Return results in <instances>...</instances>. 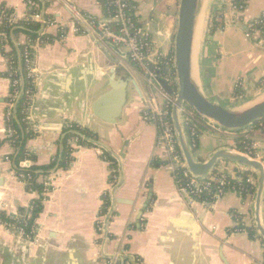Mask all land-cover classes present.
Instances as JSON below:
<instances>
[{
  "label": "crops",
  "instance_id": "0c3cea01",
  "mask_svg": "<svg viewBox=\"0 0 264 264\" xmlns=\"http://www.w3.org/2000/svg\"><path fill=\"white\" fill-rule=\"evenodd\" d=\"M131 1L151 53L172 56L179 0ZM245 2L243 22L264 12V0ZM2 7L12 10L16 20L28 14L25 0H0ZM221 7L222 0H206L198 76L208 99L231 108L264 92V48L244 37L243 23L231 25L228 16L220 17ZM72 10L93 25L77 23ZM45 15L56 25H42L44 35L56 38L63 30L65 33L35 50L38 79L29 103L28 125L36 130L32 134L27 128L21 131L22 139L26 138L24 149L35 161L22 160L18 166L28 161L30 167H44L58 159L66 130L74 132L69 125L87 129L95 139L87 147L72 138L71 161L65 168L56 166L50 171L51 191L30 239L0 226V264H264L263 239L253 221L255 193L242 198L228 192L206 202L178 192L164 166L163 150L156 146V128L143 117L153 103L165 104L167 94H153L148 82L146 88L143 81H136L116 125L91 114L94 101L108 91L112 70L119 76L145 77L130 61L126 48L97 33L98 24L107 21L98 1L50 0ZM208 17L219 23L211 34L205 33ZM74 25L79 32L73 30ZM25 37L10 34V41L14 47L23 46ZM3 50L10 52L11 46L6 44ZM7 71L0 48V212L23 220L37 195L28 192L15 176L18 148L12 146L5 123L10 94ZM245 136L256 144L255 153L264 160V119L261 126L255 124L238 133L223 134L203 126L193 157L205 162L218 151H236L235 140ZM103 153L114 162L115 179L109 177L111 164ZM214 169L231 178L250 170L231 162H218ZM250 171L256 183L257 175ZM104 202L108 206L101 214ZM236 216L253 227L255 236L233 230ZM261 216L264 218V202Z\"/></svg>",
  "mask_w": 264,
  "mask_h": 264
},
{
  "label": "built area",
  "instance_id": "2783aa9c",
  "mask_svg": "<svg viewBox=\"0 0 264 264\" xmlns=\"http://www.w3.org/2000/svg\"><path fill=\"white\" fill-rule=\"evenodd\" d=\"M112 3L116 6V11L111 18L107 19L106 22L98 24L97 33L113 45L121 46L127 49L130 61L137 69L143 72L144 76L147 79L148 85L150 89H152V91H154V88H158V92L165 93L162 88L157 84L158 79L167 82L168 85L175 91L176 85L174 80L175 72L173 55L169 57L162 55H153L146 40V35L142 34L140 28L135 27L130 16L126 14V10L128 9L126 1L114 0ZM26 7L27 9L29 8L32 13L29 12L25 19L29 18L35 22L42 24L44 23V25L46 24L45 21L42 20V13L41 10L39 12V6L36 2L28 0L26 1ZM245 9L246 2L244 0H222V7L220 8L218 15L221 17L228 16L230 18L231 25L236 26L241 25V23H243L244 37L247 40H253L256 46L264 48V12H262L257 18H254L247 22H243L241 17ZM72 14L77 23L85 24L87 26L93 25V23H91L88 18L82 16L79 12L72 10ZM15 20V17L11 16V21L14 22ZM111 24H116L117 28L112 29L110 27ZM55 25L56 22L54 20H48L45 26L53 27ZM73 30L75 32H79L78 27H76L75 25L73 27ZM62 37L63 35L60 38ZM41 44V40H32L27 37H25V42L23 44L24 49L21 56V60L26 70V78L30 80V82L33 84V88L36 83V80L38 79V73L34 64V53L35 50L39 46H41ZM17 85L18 80H10V94L5 110V123L7 127L6 133L8 138L13 137V131L8 126V123L11 117L15 116V109L17 108L21 97H24L25 100L20 106V123L28 125V108L29 103L34 95L33 89H27L24 92L16 91L15 88ZM167 96H169V99H167L165 104L156 106L155 103H153L152 110L145 112L143 117L146 122L153 124L156 128V146L163 150L162 158L164 160V166L172 175L178 192L198 201L203 197H211L212 199L216 200L224 196L228 192H233L241 197L243 192L242 189H229L230 180L232 178L225 174L223 171L217 170L216 174L214 175H210L209 173L206 177L200 178L194 176L186 168L177 145L173 124L170 122V106L172 107L174 93L172 95L167 94ZM193 112L194 111L189 108H184L182 111L183 123L189 126V134L187 139L189 148L191 150L196 149L197 139L199 136V131L197 130L196 125L194 124L195 119ZM201 119L203 126L215 132L223 134L227 132L221 129L220 127L216 126L212 122L203 118ZM256 124L261 126L263 124V119L257 122ZM30 130L35 131L36 129L33 126H30ZM245 139L249 141V144L246 146L245 152L242 154L249 158L259 160L264 164V160L258 158L257 154L255 153L256 144L250 139H248L247 136H245ZM75 142H77V139L74 140V143ZM5 161L9 162V159L5 158ZM19 168L22 170H28L30 168V163L28 161H24L23 163H21ZM108 173L110 179H115L116 170L114 167H109ZM52 175L53 173H50L47 176L39 177L38 182L39 184H42L43 189L40 193L33 192L37 195L36 200H40L42 205L47 201L48 194L51 191ZM15 176L19 181L24 184V186H26V182L29 180L28 175L17 174L15 172ZM183 180H185V183H183ZM246 183L249 185L255 184L254 180L251 177L246 179ZM33 208L34 206L32 202L28 206L27 217L21 220L22 224L24 222L23 225H21V223L19 222H15L14 220L4 222L0 217V226H4L5 228L12 230L17 236L21 237L24 240L30 239L32 237L33 229L31 230V232L27 231L25 225L30 218V214ZM96 229L99 232H101L102 230L100 226H97Z\"/></svg>",
  "mask_w": 264,
  "mask_h": 264
},
{
  "label": "water",
  "instance_id": "95a60500",
  "mask_svg": "<svg viewBox=\"0 0 264 264\" xmlns=\"http://www.w3.org/2000/svg\"><path fill=\"white\" fill-rule=\"evenodd\" d=\"M204 2L205 0H179L177 28L173 43L176 88L174 91L167 82L160 79L157 80V84L166 94L172 95L174 93L171 120L177 145L186 168L194 176L200 178L206 177L216 167L218 162H231L243 168L253 170L256 173L253 221L256 232L264 240V222L261 216L264 197V164L240 152L226 150L214 153L205 162H197L189 148L183 129L182 111L184 108L193 110L199 117L212 122L230 133L241 132L264 119V92L247 103L231 108L223 107L221 104L208 99L204 94L198 76L197 58L195 64L197 67L196 75L194 74L193 61L197 25ZM41 3V13L44 21L45 4L42 0ZM42 25L44 27V23ZM82 28L85 29L84 26ZM203 28L201 33L203 32ZM112 48L116 50L115 47ZM135 78L128 73L119 76L112 70L107 78L108 91L94 101L91 106V114L108 125H116L120 121L123 108L128 101L130 86L135 87L136 81H143V84L147 88L146 77L143 78L136 75ZM149 193L151 194V191ZM144 210L145 208L140 211L139 217Z\"/></svg>",
  "mask_w": 264,
  "mask_h": 264
},
{
  "label": "trees",
  "instance_id": "16d2710c",
  "mask_svg": "<svg viewBox=\"0 0 264 264\" xmlns=\"http://www.w3.org/2000/svg\"><path fill=\"white\" fill-rule=\"evenodd\" d=\"M28 0H25V2ZM34 1L38 4L39 6V12L41 10V4L40 0H30ZM45 4V7L49 4L50 0H42ZM101 9L103 10V13L107 19L111 18L113 14L116 11V6L113 5L114 0H97ZM127 3L128 9L126 10V14L130 16L132 22L134 23L135 27L139 28V25L137 24L136 19L133 16V5L131 0H125ZM245 1V0H244ZM32 13L31 10L28 8V13ZM11 16H14L13 11L10 9H7L5 7H2L0 9V48L2 50L3 55L7 59L8 63V71H7V77L9 80L16 79L18 80V85L16 86V91H26L27 89H33V84L26 78V70L24 67V64L22 62V53L24 49V45H17L13 46L12 42L10 41V34L16 37L19 34L25 35L29 39H39L41 40L42 44L41 46L49 45L52 44L53 41L56 38H60L62 35H64L65 30H63L60 34L56 36V38H52L50 36L44 35L43 32L41 31L42 24L33 21L32 19H21V20H15L14 22L11 21ZM221 17V16H220ZM51 19L50 16L45 15L44 16V21L47 24L48 20ZM214 19V18H213ZM45 24V25H46ZM44 25V27H45ZM110 27L112 29H116L117 26L116 24H111ZM219 27V23H217L214 20H211V18L208 17L206 21V28H205V33L211 34L213 33L217 28ZM8 44L11 46L10 52H4V46ZM264 83V80H263ZM12 91V89H11ZM25 98L21 97L19 100V103L17 105V108L15 109L16 111V119L12 116L8 126L12 129L13 131V137L11 138L12 140V146L14 148H18V153L15 156V172L17 174H25L29 176V180L26 182V190L29 192H37L40 193L43 189L42 184H39L38 179L39 177L47 176L50 174V171L55 170L54 168L57 166V169L59 168H65L71 161V153H72V148H71V139L75 138L78 141V145L80 146H87L90 147L92 146V140L95 139V135L91 132H89L87 129L81 128V127H75L74 125H69V127L74 129V132H70L69 130H66V134L64 135L62 139V151L60 153V156L58 159L54 160L51 162L48 166L44 167H38V166H31L28 170H22L19 168L18 164L22 160H28L29 162H34L35 158L30 155L29 153L26 152L24 149V142L25 139H22V134L21 131L25 130L26 128L28 129V133H31L30 131V126L27 124H22L20 123V106L24 102ZM171 109V106H170ZM188 109V108H186ZM194 113V119L195 122L194 124L196 125V128L198 131L203 130V124H202V119L195 113ZM172 123V120H170ZM189 126L185 125L183 123V129L186 135V138H188ZM27 133V134H28ZM78 133L79 135H77ZM32 134V133H31ZM26 137V136H25ZM188 142V139H187ZM249 144V141L245 139L244 137L237 138L235 140V150L240 153L245 152L246 146ZM194 152V149L191 150ZM104 157H106V160L110 162V167H114V162L111 158L107 156V153H103ZM160 164V163H159ZM216 169H213L210 172V175L216 174ZM249 177H254L255 174H253L250 170H244L243 172H237L236 177L232 178L230 180V185L229 189H236V190H241L242 189V198H245L246 195H252L255 193L256 190V183L253 185H249L246 183V179ZM183 183H185V180H183ZM215 199H212L211 197H203L199 199V201H206V202H212ZM263 202H264V197H263ZM33 210L30 214L29 220L26 222V229L27 231H30L34 229V222L36 218L39 216V214L42 211V204L40 200H35L33 201ZM108 206L107 202H104L103 208H102V213L105 212L106 208ZM0 217L4 222H9L11 220H14L15 222L21 223L20 219H16L14 217H10L6 215L3 212H0ZM237 221V225L233 229L235 232H245L249 237L255 236V230L253 227H248L245 226L241 222V217L236 216L235 217ZM264 222V218H263ZM24 224V222H23ZM21 223V225H23ZM33 235V233H32ZM264 244V242H262Z\"/></svg>",
  "mask_w": 264,
  "mask_h": 264
},
{
  "label": "bare ground",
  "instance_id": "6f19581e",
  "mask_svg": "<svg viewBox=\"0 0 264 264\" xmlns=\"http://www.w3.org/2000/svg\"><path fill=\"white\" fill-rule=\"evenodd\" d=\"M205 3H206V0L204 2L203 8H202V11H201V14H200V18H199V21H198L196 40H195V43H194V50H193L194 74L195 75H196V65L195 64H196V58H197V54H198V45H199V41L201 39V31H202L201 22H202V16H203V13H204V9H205Z\"/></svg>",
  "mask_w": 264,
  "mask_h": 264
},
{
  "label": "rangeland",
  "instance_id": "374dc122",
  "mask_svg": "<svg viewBox=\"0 0 264 264\" xmlns=\"http://www.w3.org/2000/svg\"><path fill=\"white\" fill-rule=\"evenodd\" d=\"M154 91H155V92H154L153 94L159 93V92H158V88H154ZM168 99H169V96H168ZM194 152H195V151H194Z\"/></svg>",
  "mask_w": 264,
  "mask_h": 264
}]
</instances>
